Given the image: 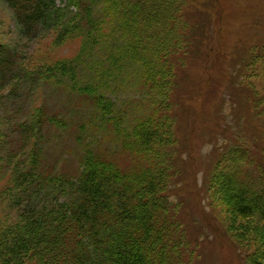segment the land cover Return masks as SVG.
<instances>
[{
    "label": "rangeland",
    "instance_id": "obj_1",
    "mask_svg": "<svg viewBox=\"0 0 264 264\" xmlns=\"http://www.w3.org/2000/svg\"><path fill=\"white\" fill-rule=\"evenodd\" d=\"M96 11V41L87 46L83 36L61 39L58 30L27 40L12 9L0 0V43L12 47L18 62L38 74L18 87L14 98L9 96L10 86L0 89V125L17 127L42 110L46 162L73 175L82 166L86 149L105 151L108 159H119L123 166L139 162L126 150L124 128L132 130L137 120L153 112L170 114L176 142L166 194L173 217L186 231L185 245H180L186 264H264V221L236 214L218 197V180L217 186L213 182V175L226 176L231 162L243 156L233 154L232 145L251 147V155L264 167V0H187L183 20L190 23L187 34L192 44L189 52L170 55L174 88L166 92L147 85L152 89L147 95L142 93L138 65L120 63L118 51H112L118 42L114 30L119 28L114 10ZM111 62L121 71L113 70ZM65 64L75 70L73 77L68 73L44 79L48 69ZM106 69L112 72L110 78ZM75 85L90 86L87 90L95 96L99 89L111 92L107 99L90 102L91 97L74 91ZM162 92L169 99L164 100ZM109 98L121 107L124 124L101 121L100 108ZM161 102L166 103L156 105ZM11 187L10 173H2L0 227L19 220L17 209L9 204Z\"/></svg>",
    "mask_w": 264,
    "mask_h": 264
},
{
    "label": "trees",
    "instance_id": "obj_2",
    "mask_svg": "<svg viewBox=\"0 0 264 264\" xmlns=\"http://www.w3.org/2000/svg\"><path fill=\"white\" fill-rule=\"evenodd\" d=\"M4 1L27 40L58 30L61 39L83 36L85 46L96 41V10L113 9L119 28L114 30L118 42L112 51H118L120 63L138 65L145 95L152 90L147 85L171 92L175 74L170 55L180 50L187 53L192 44L187 34L190 23L183 20L187 0ZM17 57L12 47L0 43V89L10 86L12 98L18 87L38 76ZM111 64L113 70L121 71L115 62ZM58 67L48 69L44 79L68 73L73 77L70 65ZM111 73L104 70L108 78ZM74 87L91 97L90 102L107 99L111 92L103 88L95 96L89 94L90 86ZM166 92L160 93L164 100L169 99ZM115 104L109 98L100 108L103 123L124 124V113ZM42 113L37 109L17 127L0 125V179L2 173H10L9 204L19 215L15 225L0 227V264H186L181 249L186 231L173 217L166 194L176 142L170 114L153 112L137 120L132 130L123 127L126 150L136 154L139 162L123 166L119 159H108L105 151L86 149L77 173L67 175L46 162ZM51 124L58 123L52 120ZM243 147L231 146L233 154L243 156L231 162L226 176L213 175V182L218 180V197L229 202L236 214L264 221V167L251 155V147Z\"/></svg>",
    "mask_w": 264,
    "mask_h": 264
}]
</instances>
